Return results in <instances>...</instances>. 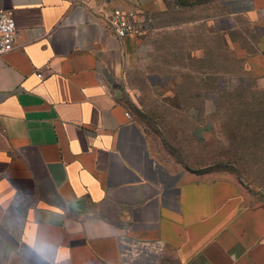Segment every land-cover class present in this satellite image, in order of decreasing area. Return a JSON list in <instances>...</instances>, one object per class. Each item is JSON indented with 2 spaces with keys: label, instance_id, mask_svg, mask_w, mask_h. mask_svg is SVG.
Segmentation results:
<instances>
[{
  "label": "crops",
  "instance_id": "crops-1",
  "mask_svg": "<svg viewBox=\"0 0 264 264\" xmlns=\"http://www.w3.org/2000/svg\"><path fill=\"white\" fill-rule=\"evenodd\" d=\"M169 1L0 0L16 27L0 56V264H264V206L159 160L124 105L143 39L108 17L150 23ZM219 1L262 31L247 64L264 79V0Z\"/></svg>",
  "mask_w": 264,
  "mask_h": 264
},
{
  "label": "rangeland",
  "instance_id": "rangeland-1",
  "mask_svg": "<svg viewBox=\"0 0 264 264\" xmlns=\"http://www.w3.org/2000/svg\"><path fill=\"white\" fill-rule=\"evenodd\" d=\"M145 24L121 84L156 157L205 178H232L264 206V79L247 60L262 31L219 0H170Z\"/></svg>",
  "mask_w": 264,
  "mask_h": 264
},
{
  "label": "built area",
  "instance_id": "built-area-1",
  "mask_svg": "<svg viewBox=\"0 0 264 264\" xmlns=\"http://www.w3.org/2000/svg\"><path fill=\"white\" fill-rule=\"evenodd\" d=\"M73 1L78 3L81 0ZM108 24L114 36L122 40L127 37H140L147 23L137 24L131 20L130 15H124L120 9H115L108 17ZM15 39L16 27L12 12L10 10H0V56L13 50ZM36 77L40 79L41 75L37 74Z\"/></svg>",
  "mask_w": 264,
  "mask_h": 264
}]
</instances>
